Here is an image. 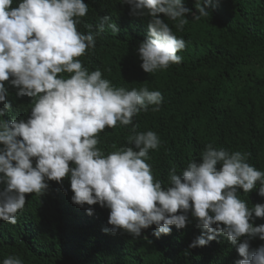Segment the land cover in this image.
<instances>
[{
    "label": "clouds",
    "instance_id": "obj_1",
    "mask_svg": "<svg viewBox=\"0 0 264 264\" xmlns=\"http://www.w3.org/2000/svg\"><path fill=\"white\" fill-rule=\"evenodd\" d=\"M0 0V220L15 225L26 203V193L54 192L63 211L56 182H64V198L83 207L99 204L110 210L105 233L123 230L140 237L155 225L153 235H168L197 218L202 229L189 245L207 247L221 237L237 245L241 237L264 240V224L253 226V216L264 218V204L248 207L240 193L264 197V170L247 161L248 154L213 148L208 144L195 160L169 182L154 180L149 151L157 149L158 135L149 130L128 137L132 146L107 152L98 134L106 128L133 123L141 111H159L160 91L147 87L126 90L112 86L102 70L89 72L81 57L95 47V36L118 28L104 16L96 32L82 33L77 25L88 13L84 0ZM122 2V0H120ZM131 13L150 17L147 38L136 49L146 73L179 64L177 53L185 41L173 34L168 23L183 29L191 9L183 0H123ZM210 0H196L199 15L207 16ZM89 29L92 25H86ZM80 57V58H78ZM84 66V67H83ZM86 67V68H85ZM102 71V72H101ZM70 74L67 78L59 75ZM13 77L9 81V78ZM5 81L16 86L20 102L8 95ZM133 132L135 129L133 128ZM36 159L35 167L33 159ZM219 167V170L217 168ZM99 208H87V218ZM83 224L77 223L81 234ZM227 239V240H225ZM236 264H264V245L249 251L245 240L236 248ZM3 264H23L9 256Z\"/></svg>",
    "mask_w": 264,
    "mask_h": 264
},
{
    "label": "trees",
    "instance_id": "obj_2",
    "mask_svg": "<svg viewBox=\"0 0 264 264\" xmlns=\"http://www.w3.org/2000/svg\"><path fill=\"white\" fill-rule=\"evenodd\" d=\"M84 2L89 10L80 18L78 31L95 33L104 16L111 18L109 23H115L118 31L105 24V30L95 36V47L81 56L82 64L89 72L102 70L116 88L147 87L160 91L163 97L159 111L153 112L155 105H150L148 111L132 118L131 125L99 133L100 148L117 151L132 146L129 136L155 132L160 144L149 151L150 159L145 162L152 166L154 180L164 182L172 167L178 173L194 160L199 163L197 157L208 144L246 153L247 161L264 170V0H210L208 15L199 19H194L199 15L196 0H183L191 12L185 16L182 30L177 28L178 20L158 14L186 46L177 53L181 63L153 73L143 71L136 51L147 38L150 17L132 14L131 6L123 0ZM11 7H18V2L13 1ZM59 75L67 78L70 74ZM9 81L4 82L6 98L29 105L16 96L18 88ZM32 159L35 167L36 159ZM54 195L49 189L42 195L26 193L17 223L0 220V264L9 256L18 257L23 264H236L242 259L236 250L239 243L248 240L250 252L264 245V240L245 235L237 245L219 237L205 248H190L202 232L196 226L197 218L159 238L153 235L155 225L143 229L140 237L123 230L105 233L102 229L111 227L108 208L67 203L70 194L64 198L62 193L60 211ZM240 196L249 208L264 204V197ZM89 207L99 209L87 218ZM79 222L83 224L81 234L76 229ZM250 223L264 224V218L253 216Z\"/></svg>",
    "mask_w": 264,
    "mask_h": 264
},
{
    "label": "bare ground",
    "instance_id": "obj_3",
    "mask_svg": "<svg viewBox=\"0 0 264 264\" xmlns=\"http://www.w3.org/2000/svg\"><path fill=\"white\" fill-rule=\"evenodd\" d=\"M14 2H19V0H14ZM4 105L2 103H0V108H2ZM56 184L59 185V188L57 189L58 193L61 195L63 193V190H64V183L63 182H56ZM184 248V247H183Z\"/></svg>",
    "mask_w": 264,
    "mask_h": 264
}]
</instances>
